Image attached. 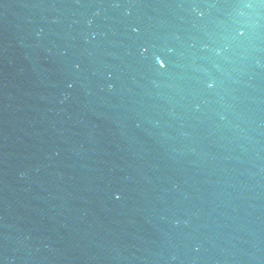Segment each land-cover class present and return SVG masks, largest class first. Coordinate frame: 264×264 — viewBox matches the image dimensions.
I'll return each instance as SVG.
<instances>
[{
	"label": "water",
	"instance_id": "1",
	"mask_svg": "<svg viewBox=\"0 0 264 264\" xmlns=\"http://www.w3.org/2000/svg\"><path fill=\"white\" fill-rule=\"evenodd\" d=\"M0 264H264V0H0Z\"/></svg>",
	"mask_w": 264,
	"mask_h": 264
},
{
	"label": "snow or ice",
	"instance_id": "2",
	"mask_svg": "<svg viewBox=\"0 0 264 264\" xmlns=\"http://www.w3.org/2000/svg\"><path fill=\"white\" fill-rule=\"evenodd\" d=\"M157 63L160 64L161 67L165 66V62L161 60L159 57H157Z\"/></svg>",
	"mask_w": 264,
	"mask_h": 264
},
{
	"label": "clouds",
	"instance_id": "3",
	"mask_svg": "<svg viewBox=\"0 0 264 264\" xmlns=\"http://www.w3.org/2000/svg\"><path fill=\"white\" fill-rule=\"evenodd\" d=\"M209 87H211V85H209Z\"/></svg>",
	"mask_w": 264,
	"mask_h": 264
}]
</instances>
